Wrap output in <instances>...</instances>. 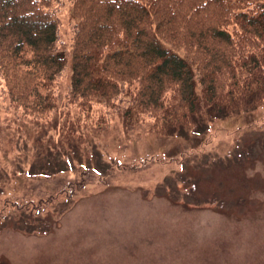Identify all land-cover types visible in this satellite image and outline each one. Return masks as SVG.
Listing matches in <instances>:
<instances>
[{"label": "rangeland", "instance_id": "obj_1", "mask_svg": "<svg viewBox=\"0 0 264 264\" xmlns=\"http://www.w3.org/2000/svg\"><path fill=\"white\" fill-rule=\"evenodd\" d=\"M3 111L0 264H264V106L175 137L125 131L114 114L63 143L54 124ZM48 196L38 210L10 204Z\"/></svg>", "mask_w": 264, "mask_h": 264}, {"label": "trees", "instance_id": "obj_2", "mask_svg": "<svg viewBox=\"0 0 264 264\" xmlns=\"http://www.w3.org/2000/svg\"><path fill=\"white\" fill-rule=\"evenodd\" d=\"M263 106L264 0H0V109L54 124L61 143L104 130L114 114L125 131L175 137Z\"/></svg>", "mask_w": 264, "mask_h": 264}]
</instances>
